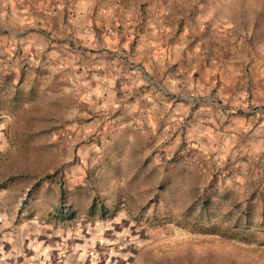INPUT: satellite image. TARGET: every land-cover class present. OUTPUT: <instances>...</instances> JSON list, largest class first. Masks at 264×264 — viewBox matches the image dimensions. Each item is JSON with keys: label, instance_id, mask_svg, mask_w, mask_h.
Segmentation results:
<instances>
[{"label": "crops", "instance_id": "crops-1", "mask_svg": "<svg viewBox=\"0 0 264 264\" xmlns=\"http://www.w3.org/2000/svg\"><path fill=\"white\" fill-rule=\"evenodd\" d=\"M221 1L0 0V120L37 106L73 143L97 140L84 168L101 166L113 202L132 186L136 214L178 192L182 217L206 202L232 225L264 222V0L218 14ZM18 181L0 179V264H73L57 222L116 212L79 209L45 177L15 210ZM71 184L90 187L86 172ZM46 198L68 202L67 216Z\"/></svg>", "mask_w": 264, "mask_h": 264}, {"label": "rangeland", "instance_id": "rangeland-1", "mask_svg": "<svg viewBox=\"0 0 264 264\" xmlns=\"http://www.w3.org/2000/svg\"><path fill=\"white\" fill-rule=\"evenodd\" d=\"M246 1L250 0H222L218 4H221V8L215 6V9H211L218 14L230 13L235 10L230 8V4L235 6L236 2L237 10L245 12ZM202 7L204 9V5ZM48 107L46 105L45 109ZM36 110L37 106L30 105L6 121L0 120V179L12 177L20 180L8 190L14 192L15 210L23 208L29 187L30 190L33 187L30 184L45 177V182H48L45 186L50 189L57 187V193L60 190L64 193L76 191L72 203L79 209L87 208L93 201L99 200L105 207L116 211L102 220L78 215L66 224L57 222V241L59 239L58 242L68 248L67 253L74 254L73 264H264V246L256 242L230 240L219 233L203 234L184 227L186 220L202 215V219L213 224L216 230L231 228V218L219 216V205L211 208L206 206L203 214L190 212L191 215L182 217L179 213L188 204L183 202L182 195L174 192L172 201L160 200L159 206L153 202L152 206L158 209L157 217H161V207L167 204L170 207L166 210L168 214L164 220L153 224L145 219L150 214L148 209L142 208L137 214V209H131L135 201L132 186H128V189L122 187V203L113 202L112 197L105 194L107 186L103 185L101 166L84 168L100 153L99 142L96 140L94 147L90 145L92 138L87 136L79 137V142L73 143L68 138L70 132H57V121L51 116L42 119ZM185 161L186 168L197 170ZM85 172L90 187L71 184V180L77 181ZM43 184L41 190L45 188ZM38 186L35 185L36 188ZM174 188L178 189V186ZM50 189H46L49 194L52 193ZM56 201L58 206V199L52 201L46 198L45 207L54 208ZM189 203L193 204L192 201ZM144 204L148 206L150 202ZM161 212L166 213L163 210ZM249 218L255 222L260 220L259 217ZM255 229L257 227H251L250 230ZM260 229L264 230V224ZM64 259L65 255L60 262Z\"/></svg>", "mask_w": 264, "mask_h": 264}, {"label": "trees", "instance_id": "trees-1", "mask_svg": "<svg viewBox=\"0 0 264 264\" xmlns=\"http://www.w3.org/2000/svg\"><path fill=\"white\" fill-rule=\"evenodd\" d=\"M59 193H60V195L62 194L63 196L68 195L69 198L65 199V200L69 202L70 197H73L75 195L76 191L64 194V192L62 190H60ZM68 202H65L63 200L58 201L57 217L59 219H62L65 216H67V211L61 212V209L67 210V208H63V207H66L65 203H68ZM203 205L206 208V206H207L206 202H203ZM88 207H89L88 208L89 213H91L92 211H95L96 209H98V211L101 213L102 208H103L102 205L100 204V202H98V205H96V203L94 201ZM68 217H70V215ZM164 217H166V216L157 217L154 214H148V216H146L145 219L154 224L155 222H158L161 219L164 220ZM247 219L248 218L242 219V221H244V223L246 224L244 226H240L238 224L239 222L237 220L236 222H234L233 226L229 229L224 230V229L218 228V230H216V228L213 224L206 223L205 220L202 219V215H199V216H195L191 220H186L184 223V227L190 231H193V232L197 231V232H200L203 234L208 233V232L212 233V234H214V233L218 234L219 233L220 235H223L224 237H226L230 240L250 242V243L256 242L259 246H264V230L260 229V226L263 225V220L260 219L257 222L248 223L246 221ZM250 224L251 225H258L257 229H255V231L250 230L252 227ZM257 230H258V232H256Z\"/></svg>", "mask_w": 264, "mask_h": 264}, {"label": "built area", "instance_id": "built-area-1", "mask_svg": "<svg viewBox=\"0 0 264 264\" xmlns=\"http://www.w3.org/2000/svg\"><path fill=\"white\" fill-rule=\"evenodd\" d=\"M187 162L191 165V166H196V159L192 156H187L186 157Z\"/></svg>", "mask_w": 264, "mask_h": 264}]
</instances>
